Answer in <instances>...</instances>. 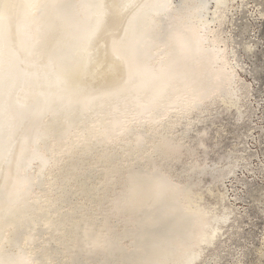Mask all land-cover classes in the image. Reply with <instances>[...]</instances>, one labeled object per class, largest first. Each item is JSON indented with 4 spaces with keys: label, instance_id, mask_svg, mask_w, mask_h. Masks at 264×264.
Listing matches in <instances>:
<instances>
[{
    "label": "bare ground",
    "instance_id": "bare-ground-1",
    "mask_svg": "<svg viewBox=\"0 0 264 264\" xmlns=\"http://www.w3.org/2000/svg\"><path fill=\"white\" fill-rule=\"evenodd\" d=\"M231 1L0 0V264H58L80 240L97 246L92 228L77 230L95 227L93 212L78 204L63 211L91 191L97 172L100 225L114 209L121 219L127 209L147 212L131 221L148 220L131 244L141 249L134 264L200 260L225 217L195 207L190 185L160 168L183 155L171 136L178 123L190 126V114L236 98L221 39ZM43 221L61 250L31 253ZM118 239L105 256L125 258L129 247Z\"/></svg>",
    "mask_w": 264,
    "mask_h": 264
},
{
    "label": "rangeland",
    "instance_id": "rangeland-1",
    "mask_svg": "<svg viewBox=\"0 0 264 264\" xmlns=\"http://www.w3.org/2000/svg\"><path fill=\"white\" fill-rule=\"evenodd\" d=\"M173 2L178 5L181 0ZM231 2L224 10L221 39L237 78L235 85L239 84L234 86L237 88L234 97L237 101L233 99L222 103L218 99L201 112L190 114V126H185L186 121L178 123L171 136L181 145L183 155L160 168L175 184L190 185L195 207L208 212L209 216L225 217L217 238L212 244L203 246L201 258L194 264H264V0ZM170 121L176 122L177 119L171 117ZM129 124L125 122V125ZM132 124L137 126L141 122L134 121ZM150 147L147 146L144 153ZM31 169L29 173L33 174L37 169L36 162ZM154 172L157 174L159 170ZM91 177V191L73 197L63 211L75 204L92 211L95 227L85 223L80 224L77 230L88 233L92 228V234L101 245L84 247L80 240L76 248L65 250L58 264H134L130 255L139 254L141 249L131 244L143 232L148 220L142 224H132L131 221L147 212L127 209L124 219H121L123 210L114 209L110 220L100 225L103 216L94 199L104 188L101 186L103 175L97 172ZM68 188L75 189V186ZM59 195V192L55 193L50 199ZM45 201L42 198L41 203ZM112 201L106 203L105 209L111 206ZM44 221L41 224L44 230H38L39 235L27 245L31 253L43 248H48L49 252L61 250L54 242L57 235L43 226ZM114 231L119 236L118 245L129 247L125 258L120 260L115 255L105 256L115 236ZM106 232L111 241L102 240ZM30 235L29 232L25 234L27 238ZM39 262L32 260L31 264H41Z\"/></svg>",
    "mask_w": 264,
    "mask_h": 264
}]
</instances>
